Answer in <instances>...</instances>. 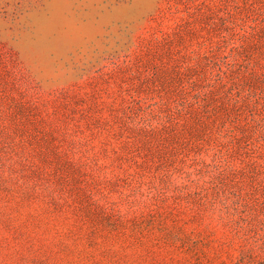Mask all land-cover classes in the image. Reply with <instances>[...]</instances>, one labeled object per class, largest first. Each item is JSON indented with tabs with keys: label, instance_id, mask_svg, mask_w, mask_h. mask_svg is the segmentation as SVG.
Returning a JSON list of instances; mask_svg holds the SVG:
<instances>
[{
	"label": "rangeland",
	"instance_id": "obj_1",
	"mask_svg": "<svg viewBox=\"0 0 264 264\" xmlns=\"http://www.w3.org/2000/svg\"><path fill=\"white\" fill-rule=\"evenodd\" d=\"M0 264H264V0H0Z\"/></svg>",
	"mask_w": 264,
	"mask_h": 264
},
{
	"label": "trees",
	"instance_id": "obj_2",
	"mask_svg": "<svg viewBox=\"0 0 264 264\" xmlns=\"http://www.w3.org/2000/svg\"><path fill=\"white\" fill-rule=\"evenodd\" d=\"M203 12L205 13V11L203 10ZM232 21V20H231ZM228 26L231 28V24L232 22H228L227 23ZM243 41V40H242ZM232 47L233 48H237L238 46L242 45V43H238L237 41H233L231 42ZM185 60L179 61L177 62V64L175 65L176 67V71L177 73L181 74L180 77L182 76V78L184 79L185 74L184 73L187 69L189 68H195L196 66H198L200 64V62L202 61L201 56H196L194 53V50L188 51L184 54ZM218 58L215 56V60H217ZM226 64V67L230 69V67L232 68L231 70L235 71L236 68V60H227L226 62H224ZM222 73H226L227 70L223 69V65H221L220 69H219ZM183 82V81H182ZM183 86V85H182Z\"/></svg>",
	"mask_w": 264,
	"mask_h": 264
}]
</instances>
